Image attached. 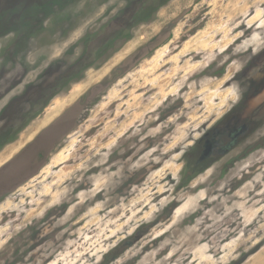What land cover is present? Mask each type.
Segmentation results:
<instances>
[{"label":"rangeland","instance_id":"rangeland-1","mask_svg":"<svg viewBox=\"0 0 264 264\" xmlns=\"http://www.w3.org/2000/svg\"><path fill=\"white\" fill-rule=\"evenodd\" d=\"M264 0H0V264H256Z\"/></svg>","mask_w":264,"mask_h":264},{"label":"bare ground","instance_id":"bare-ground-1","mask_svg":"<svg viewBox=\"0 0 264 264\" xmlns=\"http://www.w3.org/2000/svg\"><path fill=\"white\" fill-rule=\"evenodd\" d=\"M256 264H264V256H262Z\"/></svg>","mask_w":264,"mask_h":264}]
</instances>
